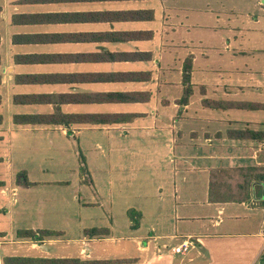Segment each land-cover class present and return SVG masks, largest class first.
Wrapping results in <instances>:
<instances>
[{
  "label": "crops",
  "instance_id": "1",
  "mask_svg": "<svg viewBox=\"0 0 264 264\" xmlns=\"http://www.w3.org/2000/svg\"><path fill=\"white\" fill-rule=\"evenodd\" d=\"M244 130L264 132V0H0V264H264ZM70 139L84 162L58 178Z\"/></svg>",
  "mask_w": 264,
  "mask_h": 264
},
{
  "label": "trees",
  "instance_id": "2",
  "mask_svg": "<svg viewBox=\"0 0 264 264\" xmlns=\"http://www.w3.org/2000/svg\"><path fill=\"white\" fill-rule=\"evenodd\" d=\"M134 17L135 18H142V17L144 18V14L135 13ZM191 69H192L191 60L187 59V61L185 62V65H184V73H183V85L185 86V91H184V96L180 100V103L184 104V105L189 102V97L192 94L191 76H190ZM135 76L136 75H132L131 78H134ZM134 80H137V79H134ZM138 97L139 96L136 94H134V95H132V94H116V95L110 96V101H113V102H133V101L140 100ZM27 119L28 118H23V121H25ZM72 119H78V118L75 117ZM95 119H96V122H99V123H109V122L111 123V122H115V121L126 120L127 117L123 116L121 118V117L100 116V117L95 118ZM67 128H70V127L67 126ZM234 136L237 138H246V139L261 140V141L264 140V132H254V131H250V130L237 131L234 133ZM83 171H84V169H83ZM133 212L134 211L130 210L128 213L131 216ZM98 232H99V230H96V229L87 231V233L89 235H92V234H95Z\"/></svg>",
  "mask_w": 264,
  "mask_h": 264
},
{
  "label": "rangeland",
  "instance_id": "3",
  "mask_svg": "<svg viewBox=\"0 0 264 264\" xmlns=\"http://www.w3.org/2000/svg\"><path fill=\"white\" fill-rule=\"evenodd\" d=\"M195 97H197V95H195ZM68 145H69V148L67 150L65 143H63V145L59 144L58 149H57L59 150V154L55 153L54 155L55 168L56 166H61L63 164L65 165V167L69 168L67 175H65L64 177L58 176V174L55 173V176H58V178L69 177L73 179L75 174L78 175L77 170H78L80 163L84 162V158L82 157L81 153L78 154L79 150H77L78 149L76 148L77 145L75 146V143L73 142V140L70 139Z\"/></svg>",
  "mask_w": 264,
  "mask_h": 264
},
{
  "label": "built area",
  "instance_id": "4",
  "mask_svg": "<svg viewBox=\"0 0 264 264\" xmlns=\"http://www.w3.org/2000/svg\"><path fill=\"white\" fill-rule=\"evenodd\" d=\"M191 243L190 242H184L181 245L174 247L172 249L173 253L179 254V255H185L190 250Z\"/></svg>",
  "mask_w": 264,
  "mask_h": 264
}]
</instances>
